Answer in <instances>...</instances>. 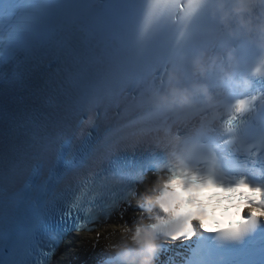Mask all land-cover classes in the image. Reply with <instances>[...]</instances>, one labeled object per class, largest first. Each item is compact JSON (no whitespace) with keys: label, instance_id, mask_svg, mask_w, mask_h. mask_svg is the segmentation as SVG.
Segmentation results:
<instances>
[{"label":"snow or ice","instance_id":"snow-or-ice-1","mask_svg":"<svg viewBox=\"0 0 264 264\" xmlns=\"http://www.w3.org/2000/svg\"><path fill=\"white\" fill-rule=\"evenodd\" d=\"M200 6L0 0V264H45L34 251L49 219L59 213L61 232L92 231L101 216L131 207L149 171L165 169L156 260L179 241L190 251L186 264H264V93L226 99L222 111L200 100L185 109L150 100L186 53ZM113 89L128 91L144 113L136 130L115 142L76 136L74 118ZM90 163L100 171L65 184Z\"/></svg>","mask_w":264,"mask_h":264},{"label":"clouds","instance_id":"clouds-1","mask_svg":"<svg viewBox=\"0 0 264 264\" xmlns=\"http://www.w3.org/2000/svg\"><path fill=\"white\" fill-rule=\"evenodd\" d=\"M204 2L201 0L198 11ZM211 13L218 18L226 34L219 44L220 50L212 52L207 46H202L192 55L182 53L175 63L168 66L163 76V90L150 97L156 107L185 109L200 100L210 110L222 111L229 91L239 89L246 92L252 87L246 76L239 80L233 78L239 64L228 39L244 38L264 50V0H231L230 4L225 0H215ZM189 74L191 80L186 83ZM253 74L264 75V56ZM213 77L215 84L210 82ZM162 186L163 179L158 178L149 191L157 193ZM142 205L147 219L140 218L132 226H122L119 240L109 242L106 247L113 264H155L160 244L165 240L162 225L158 228L152 226L161 224L156 220L159 212L155 210L160 208L157 194L147 198Z\"/></svg>","mask_w":264,"mask_h":264},{"label":"bare ground","instance_id":"bare-ground-1","mask_svg":"<svg viewBox=\"0 0 264 264\" xmlns=\"http://www.w3.org/2000/svg\"><path fill=\"white\" fill-rule=\"evenodd\" d=\"M122 226H120L119 224H116V225H107V228H105L104 229V231L106 232V233H110V237H113L112 238V240L110 241V242H112V243H115L117 240H119V238H120V228H121ZM117 230V233L116 234H114L113 233V231L114 230ZM118 234V235H117ZM83 240H84V242H85V244H84V247L82 248L81 246L78 248V250L80 251V253H78V255H83L85 252H87L88 250H92L99 242H100V246L101 247H107V243L109 242L108 240H105L104 238H101L100 240H99V242L96 244V245H92L90 242H91V236L90 235H85L84 237H83ZM76 253V251L74 250L73 252H72V254H75ZM66 260L65 259H63V260H61V261H59L57 264H63L64 262H65Z\"/></svg>","mask_w":264,"mask_h":264}]
</instances>
